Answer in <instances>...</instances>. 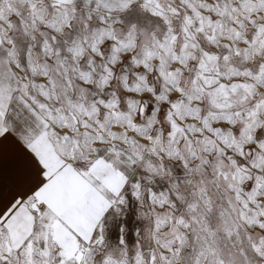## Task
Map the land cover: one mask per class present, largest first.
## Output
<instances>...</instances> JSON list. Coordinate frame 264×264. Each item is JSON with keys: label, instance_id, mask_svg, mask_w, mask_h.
Returning a JSON list of instances; mask_svg holds the SVG:
<instances>
[{"label": "snow or ice", "instance_id": "6c2138e0", "mask_svg": "<svg viewBox=\"0 0 264 264\" xmlns=\"http://www.w3.org/2000/svg\"><path fill=\"white\" fill-rule=\"evenodd\" d=\"M0 264H264V0H0Z\"/></svg>", "mask_w": 264, "mask_h": 264}]
</instances>
